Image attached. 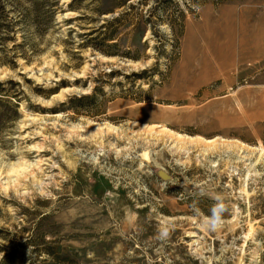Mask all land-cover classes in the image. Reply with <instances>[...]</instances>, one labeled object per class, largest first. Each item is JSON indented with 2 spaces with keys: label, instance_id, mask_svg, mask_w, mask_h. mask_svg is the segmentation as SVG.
<instances>
[{
  "label": "rangeland",
  "instance_id": "obj_1",
  "mask_svg": "<svg viewBox=\"0 0 264 264\" xmlns=\"http://www.w3.org/2000/svg\"><path fill=\"white\" fill-rule=\"evenodd\" d=\"M0 84L1 246L264 264V0H0Z\"/></svg>",
  "mask_w": 264,
  "mask_h": 264
},
{
  "label": "trees",
  "instance_id": "obj_2",
  "mask_svg": "<svg viewBox=\"0 0 264 264\" xmlns=\"http://www.w3.org/2000/svg\"><path fill=\"white\" fill-rule=\"evenodd\" d=\"M28 4L30 8L26 9L25 13L22 15V19H24V21L30 22V20H33L35 18L33 16H36V13L39 12L37 10H39V8L44 5H46L48 8V18L50 20L53 19L55 11L51 9L50 3ZM116 21L117 20H113L111 23L106 22L104 25H102V27H100L98 30L92 31V34L89 35L92 36L94 34H98L102 37V43L100 42L91 46L95 51L106 55L109 54L108 52L100 49V46H105L106 43L113 42L115 40L113 32L107 35L104 30L108 27V25H112ZM110 47L113 48L114 46ZM3 86L4 84H0V94L4 92ZM24 233L28 234V231L26 229L20 230L17 233L18 236L13 235V240L8 239L9 237H2L3 241L9 242V246L0 245V255H2V257L0 258V264H63L70 262L71 256L67 254L57 242L54 243L51 241H45V239L49 238V236H47L45 233H41L39 228L32 230L31 235L24 243H17V240Z\"/></svg>",
  "mask_w": 264,
  "mask_h": 264
},
{
  "label": "bare ground",
  "instance_id": "obj_3",
  "mask_svg": "<svg viewBox=\"0 0 264 264\" xmlns=\"http://www.w3.org/2000/svg\"><path fill=\"white\" fill-rule=\"evenodd\" d=\"M220 52V51H219ZM206 64H203L202 66H205ZM202 66H201V70H203V68H202ZM102 128H101V126H92V127H90V130L93 132H97V131H100ZM165 133H167V132H165L164 131V128L162 129H160L159 128V131H156L155 132V136L156 137H161V136H163ZM165 137V136H164ZM178 137V136H177Z\"/></svg>",
  "mask_w": 264,
  "mask_h": 264
},
{
  "label": "water",
  "instance_id": "obj_4",
  "mask_svg": "<svg viewBox=\"0 0 264 264\" xmlns=\"http://www.w3.org/2000/svg\"><path fill=\"white\" fill-rule=\"evenodd\" d=\"M156 175L162 180V181H167L170 180V176H168L166 173H164L161 170L156 171Z\"/></svg>",
  "mask_w": 264,
  "mask_h": 264
}]
</instances>
